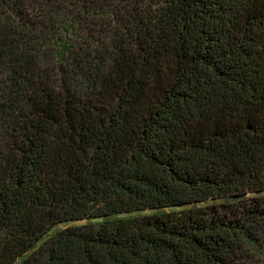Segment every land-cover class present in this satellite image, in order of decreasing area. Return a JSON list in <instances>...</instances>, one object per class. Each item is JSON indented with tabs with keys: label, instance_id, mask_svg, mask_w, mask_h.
Here are the masks:
<instances>
[{
	"label": "trees",
	"instance_id": "1",
	"mask_svg": "<svg viewBox=\"0 0 264 264\" xmlns=\"http://www.w3.org/2000/svg\"><path fill=\"white\" fill-rule=\"evenodd\" d=\"M0 264H264V0H0Z\"/></svg>",
	"mask_w": 264,
	"mask_h": 264
}]
</instances>
